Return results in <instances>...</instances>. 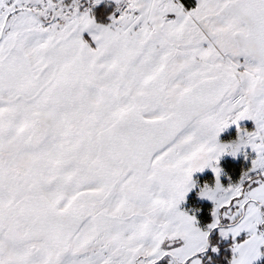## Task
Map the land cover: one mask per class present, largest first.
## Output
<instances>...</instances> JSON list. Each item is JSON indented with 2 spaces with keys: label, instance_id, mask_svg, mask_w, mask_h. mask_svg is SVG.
I'll use <instances>...</instances> for the list:
<instances>
[{
  "label": "snow or ice",
  "instance_id": "snow-or-ice-1",
  "mask_svg": "<svg viewBox=\"0 0 264 264\" xmlns=\"http://www.w3.org/2000/svg\"><path fill=\"white\" fill-rule=\"evenodd\" d=\"M100 3L0 0V264H201L214 229L233 241L227 264H252L264 0H114L98 22ZM244 119L251 130L218 142ZM244 148L234 182L200 187L201 230L177 208L191 173L218 177V158Z\"/></svg>",
  "mask_w": 264,
  "mask_h": 264
},
{
  "label": "rangeland",
  "instance_id": "rangeland-1",
  "mask_svg": "<svg viewBox=\"0 0 264 264\" xmlns=\"http://www.w3.org/2000/svg\"><path fill=\"white\" fill-rule=\"evenodd\" d=\"M193 2L195 3V0ZM104 5H106L108 8H114L115 7L114 0H104ZM82 35L87 37L86 33H84ZM238 127L240 129H243V130H251L254 127V125L252 124L251 121H249L247 119H244V120H241V121H237L236 124H231L230 123L224 129H222L220 133H218V135H217L218 142L228 143V142L234 140L236 138V135H237V128ZM253 156H254V153L249 148H244L243 150L238 151L234 156L229 154V153H224L215 162V166L218 167L221 170L220 163L222 161L230 160V161L235 162V161L241 160L248 167L249 164H250L251 159L253 158ZM207 176H211L212 179L210 180V179L206 178ZM225 178L226 177H225V175H224L222 170L220 171V175L218 177L214 176L210 167H205L202 170L194 171L193 173H191L192 187L189 189V191L187 193H185L184 200L181 201L177 205V208L179 210H181V211L186 212L189 215H193L194 218L197 221V227H200L199 223H198V220H197V217H196L198 212L195 210V208L189 207V204H188L189 198L191 197L192 194H195L197 202H199V203H208V204H210L212 206V202L210 200H208L205 197H200L198 195L199 189L205 183H207L209 186H211L215 182L216 179H219V181L221 182L222 185H226L227 181H226ZM200 228H201V230H205L206 229V227L205 228L200 227ZM214 231L217 232V236H218L219 242L230 243V250H231V245L233 243L232 239L230 237H220L219 234H218V231L215 230V229H214ZM211 232L212 231L209 232V236H210ZM241 235H244V234L242 233ZM205 251H207V249ZM259 251L261 252V255L257 259L253 260L252 264L258 263L263 258V256H264V247H261L259 249Z\"/></svg>",
  "mask_w": 264,
  "mask_h": 264
},
{
  "label": "trees",
  "instance_id": "trees-1",
  "mask_svg": "<svg viewBox=\"0 0 264 264\" xmlns=\"http://www.w3.org/2000/svg\"><path fill=\"white\" fill-rule=\"evenodd\" d=\"M181 3L187 8L189 5L194 6L193 0H181ZM112 8L105 7L104 11L95 14L98 22H105L107 15L112 12ZM96 11V10H94ZM94 13V12H93ZM220 168L225 175L227 183L229 181H235L238 178L239 173L247 168V166L241 161H230L224 160L220 163ZM206 178L212 179L211 176ZM189 207L195 208L198 212L197 220L199 226L205 228L207 224L211 221V208L212 206L208 203H199L196 200V195L192 194L188 200ZM209 247L207 251L200 255L201 264H227L228 259L231 256L230 243L219 242L217 232L212 230L210 236L208 237ZM212 247L217 249L216 252H212ZM211 258V259H209ZM161 264H166L165 261H161ZM256 264H264V257Z\"/></svg>",
  "mask_w": 264,
  "mask_h": 264
},
{
  "label": "crops",
  "instance_id": "crops-1",
  "mask_svg": "<svg viewBox=\"0 0 264 264\" xmlns=\"http://www.w3.org/2000/svg\"><path fill=\"white\" fill-rule=\"evenodd\" d=\"M194 1V0H193ZM191 5H189L190 7ZM99 7V8H98ZM105 7H107L106 5H104V0H101V3L97 5V8L95 9L96 11L92 10V12H94L93 14H98L102 11H104ZM113 9V8H112Z\"/></svg>",
  "mask_w": 264,
  "mask_h": 264
},
{
  "label": "clouds",
  "instance_id": "clouds-1",
  "mask_svg": "<svg viewBox=\"0 0 264 264\" xmlns=\"http://www.w3.org/2000/svg\"><path fill=\"white\" fill-rule=\"evenodd\" d=\"M198 164H199V161H194V162H193V167L198 166Z\"/></svg>",
  "mask_w": 264,
  "mask_h": 264
}]
</instances>
